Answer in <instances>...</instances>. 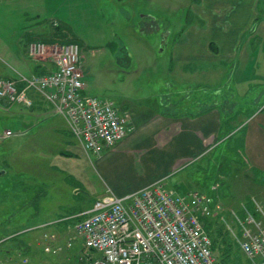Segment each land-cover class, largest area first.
Masks as SVG:
<instances>
[{
  "label": "rangeland",
  "instance_id": "1",
  "mask_svg": "<svg viewBox=\"0 0 264 264\" xmlns=\"http://www.w3.org/2000/svg\"><path fill=\"white\" fill-rule=\"evenodd\" d=\"M200 2V0L198 2L23 0L20 5L17 4L18 0L1 2L0 51L1 55L6 57L8 64L1 60L0 64H7V69L8 65L14 67L23 65L24 60L20 52L24 51L28 38L23 33H28L30 36L34 28L38 29L42 25L44 29L41 34L45 38L52 39L50 45L71 42L80 45L82 65L88 77L86 78L88 95L114 101L118 107L123 108L127 102L139 103L145 96H156L163 88L168 91L175 90L182 95L184 88L190 86L191 92L199 96L205 93L211 94L210 84L205 85L208 82L205 75L199 73L188 75L179 71V66L171 53L172 40L168 44L170 47L166 45L165 50L162 51V32L170 30L174 39L189 25L198 23L199 17L196 16L193 8ZM24 9L30 12L29 16H23ZM148 15L155 17V20L148 21L146 18ZM262 26L258 38L259 49L254 52V57L259 62L254 80L258 81H249L242 85L241 94L237 96L239 108L245 105L244 115L250 113V109L257 107V95L253 93L255 84L264 83V21ZM18 39H21L22 43L16 48ZM49 57L51 58L50 55ZM10 71L12 72V69ZM217 73L219 74L212 77L211 84L217 81L212 88L214 90L222 87L227 93L228 86L222 81L226 73L225 71ZM230 77L231 75L228 74V78ZM168 84L170 88L167 87ZM216 84L222 85L215 86ZM195 97L197 96H193ZM227 97L230 96H206V99L226 101ZM259 97L264 100V96ZM2 110H0V170L8 171L0 176V264H81L79 258L85 249L82 239L77 238L74 248L68 249L67 236L69 232L73 233V230L71 232L70 227L60 228L62 230L59 227H47L53 224L49 221L55 219L49 208L59 211L57 204L62 201L57 199L62 195H70L71 189L68 190V185L72 186L73 182H76L87 195L91 194L83 205L85 210L90 209L94 199L108 188L121 190L138 186V176L135 172L140 174L144 169L145 176H151L154 161H143L130 170V167L119 159L115 161L114 167L109 172L102 171L97 163V157L91 159L81 144L74 145L69 141L71 137L61 135V131L66 129L65 120L62 116L56 115L50 106L46 105L42 109L45 113L40 109L25 108L18 104L11 105L9 112H6L5 108ZM237 112L232 110V114ZM226 123L231 124L232 117L224 116L223 124ZM20 127L22 129L29 127L31 131L28 134L18 132ZM7 130L13 131L14 134L4 137ZM66 139L70 142V146L65 144ZM3 160L8 161L7 164ZM192 169L189 170V174L193 173L197 177L191 179L192 183L189 186H192V190L203 191L199 186L200 182L196 183L199 180L198 175L202 172L198 173L196 169ZM231 172L234 175L230 179L237 180L235 184L225 185L223 181L221 183L228 190L233 189L232 195L225 197L226 195H222L220 191L216 197L225 204L223 208L234 210L244 220L245 213L240 209V202H246V206L252 208L251 203L254 198L251 195L258 189L257 182H251L249 179L252 173H249L250 177L244 180L240 172H236L235 169ZM175 181H178V177H172L171 182L167 184L175 188ZM233 182L231 181L232 184ZM181 189L187 191L189 188L183 186ZM259 190L261 197L258 202L264 205V196H262L264 186ZM101 198L103 197L100 196L99 199ZM48 202L49 208L45 206ZM224 215L218 217H222L220 219L222 225L226 230L228 229L229 237L233 238L224 218L232 229L238 231L240 227L232 222L233 216L230 212ZM60 224L64 226V223ZM55 225L59 223L52 226ZM213 231L215 232L214 226ZM15 236L18 237L15 239ZM49 237L53 239L50 240ZM221 238L224 239V236ZM218 243L225 246V250L229 252L230 244L226 246L225 242ZM54 247L58 248L56 253H53ZM232 250L235 251V248L233 247ZM224 253L223 250L215 251L218 262ZM236 256L241 258V264H246L244 260L247 259L243 252L236 251Z\"/></svg>",
  "mask_w": 264,
  "mask_h": 264
},
{
  "label": "crops",
  "instance_id": "2",
  "mask_svg": "<svg viewBox=\"0 0 264 264\" xmlns=\"http://www.w3.org/2000/svg\"><path fill=\"white\" fill-rule=\"evenodd\" d=\"M5 1L0 0V3H5ZM200 1V4L194 5L193 8L196 16L199 17V22L189 25L174 39L170 30L162 32V51L172 40L171 47L169 45L168 47L171 48L172 57L178 64L179 71L182 74L188 73V75L198 73L205 75L208 78L205 85L210 84L211 90L209 91H212L211 94H200V96H203L202 98L197 93L191 92L190 86H187V89L184 88V94L182 95L175 90L168 91L163 88L161 94L145 96L142 102L139 103L127 102L123 108H120L122 111L128 112L133 119L134 132L129 134L116 147L105 149L100 156L88 154L81 146L91 159L97 157V163L102 171L109 172L114 167L115 161L119 159L130 167V170L143 161H154L153 174L145 176L144 169L143 173L135 172V175L138 176V186L121 190L108 188L100 196H123L158 181H164L168 188L178 193L186 194L198 191L214 197V205H216V208L218 207L214 218H218V215L224 217V214L228 212L232 215L234 210L223 208L225 204L218 201L216 196L220 191H222V195H226L225 197L232 195L233 189L228 190L225 185L231 184L232 179L230 178H233V175L230 171L235 169L236 172L241 173L243 179L247 176L250 177L249 173H252L250 180L254 183L257 182L256 188L258 189L255 192L251 190L253 193L251 196L254 198L252 200L259 201L258 199L261 197L259 189L264 186V100L259 96H264V83L259 84L260 82H258L255 84L256 88L253 93L257 95H255L256 101L258 100L256 102L257 107L250 109V113L247 115H244L245 105H243V108H239L237 96L241 94L242 85L249 81H258L254 80L259 63L254 57V52L259 49L260 41L258 38L261 34V28L263 29L264 0ZM21 2L23 0H18L17 4L20 5ZM33 12L37 13V11ZM22 13L23 16L30 15L27 9H24ZM146 18L148 21L155 20L152 15H148ZM43 29L44 27L40 25L38 29H33L30 36L28 33H23L25 37H28L26 38L27 43L24 46V51H19L24 60L23 65L17 67L8 65L9 68L7 69L6 57L1 55L0 51V60L7 63L0 64V78L17 77L18 74L28 77L43 75L55 68L51 58L33 57L30 54V46L35 42H42L46 45V43L52 41V39L42 36L41 31ZM21 43L22 40L18 39L16 43L18 45L15 47L18 48ZM47 46H52V44L49 43ZM10 69H12V72ZM224 71L226 74L223 75L224 80L222 81L224 85L228 86L227 93L224 92L222 87L213 90L212 86L217 81L211 84L213 75H218L217 72ZM228 74L231 75L232 79H230L231 77L228 78ZM86 78L88 77L86 76ZM218 85L222 84H216L215 86ZM167 87L170 88V84ZM193 96L197 97L193 98ZM206 96L230 97H227L226 101L224 99L214 101L212 98L206 99ZM31 98L34 101V106L31 109H40L45 113L42 109L49 105L34 94ZM0 105L1 111L5 108L6 112H9L10 107L5 106L3 102H0ZM232 110L238 111L239 115H236L237 113L232 114ZM224 116L232 117V123L229 125L226 123V127L223 124ZM235 116L237 118H234ZM65 127V131L60 130L61 135L71 137L69 141L74 145L75 143L77 145L81 144L70 133L67 124ZM30 131L29 127L24 129L20 127L18 132H27L28 134ZM228 137L234 138V141H241L239 151L235 154V157L233 156L234 158L231 159L230 163H226L227 169L219 175V181H213L210 174L215 166H219L223 162L222 160L219 161V157L223 155L221 151L226 149ZM65 141V144L71 145L67 139ZM3 162L7 164L8 161L3 160ZM229 167L230 169H228ZM191 168L196 169L198 173L202 172L201 175H198L199 180L196 183L200 182L199 186L202 187L203 191L200 189L192 190V186H189L192 183L191 179L197 177L193 173L189 174ZM1 171L3 172L1 175H4L8 170L2 169ZM182 174L184 175L181 177ZM172 177H178V181H180H175V188H171L167 184V182H171ZM222 181L225 185L221 183ZM183 186H188L189 189L181 191ZM214 187H217V189L212 191ZM69 189H71L70 195H62L57 199L62 201L57 204L59 211L51 210L48 206L49 202L45 203V206L52 213V217L55 218L49 222L59 223L55 226H52V224L51 227H59V229L73 227L80 220L76 217L77 214L86 211L83 205L91 194L87 195L76 182H73L72 186L68 185ZM100 196L94 199L93 205ZM262 196H264V192ZM240 205V209L243 211L246 202H240ZM232 222L238 224L233 217ZM60 223H64V226ZM226 223L229 225L227 220ZM231 230L233 238H230V235L226 236L229 237L228 241H236L237 248L234 247L235 251H232L233 255L228 260L231 264H241V258L239 259L236 256V251L238 253L242 252L237 240V237L242 236L241 227L238 228V231L235 228H231ZM244 257L246 258L245 255ZM244 261L246 264H252V261L248 259ZM254 262L260 263L261 259H256Z\"/></svg>",
  "mask_w": 264,
  "mask_h": 264
},
{
  "label": "built area",
  "instance_id": "3",
  "mask_svg": "<svg viewBox=\"0 0 264 264\" xmlns=\"http://www.w3.org/2000/svg\"><path fill=\"white\" fill-rule=\"evenodd\" d=\"M30 54L50 55L55 68L43 75L0 78V102L32 108V94L39 96L65 119L70 133L94 156L116 147L135 131L129 113L114 101L86 94L78 43L32 44ZM254 202L260 219L247 210L244 220L233 213L242 233L237 240L252 264H264V206ZM216 211L212 196L198 191L181 194L158 181L127 195L104 196L77 214L80 220L66 246L74 248L76 239H82L81 264H220L203 222ZM57 250L54 247L53 253ZM256 259L261 262L255 263Z\"/></svg>",
  "mask_w": 264,
  "mask_h": 264
},
{
  "label": "trees",
  "instance_id": "4",
  "mask_svg": "<svg viewBox=\"0 0 264 264\" xmlns=\"http://www.w3.org/2000/svg\"><path fill=\"white\" fill-rule=\"evenodd\" d=\"M192 1L198 2L199 0H192ZM233 139L234 138H232V137L228 138L227 144H226V149H223L221 151V154L223 153V155H222V157L221 156L219 157V161L222 160L223 162L221 164H219V166H215L213 169V172L210 174L213 181H219L218 180L219 175L222 174L225 171V169H227L226 168L227 164L230 163L231 159L234 158L235 154L239 151L241 141L240 142L234 141ZM228 169H230V167ZM232 175H234V174H232ZM248 178L249 177L247 176L244 178V180H246ZM249 179H251V178H249ZM232 181H234V182H233V184L231 183L230 185H234L235 181H237V180L233 179ZM251 205H252V208L249 209L247 207V209L251 213H253L256 218L260 219L261 216L255 211V206L253 204V201H252ZM210 219H213V220H210ZM220 219H221L220 217H218V218H204L203 222L205 223V227H206V229H207V231H208V233L212 239L214 252L218 251V250H221V251L223 250L225 252L223 254V256H221L219 262L221 264H227L229 262L228 259L231 258V256L233 255V253H232L233 247L237 248V246L235 245L236 241H233V242L228 241L229 237L226 236V235H228V229L226 230V228L222 225V222H221L222 220H220ZM213 226L215 227V232L213 231ZM229 230L231 232V228H229ZM222 236H225L224 239L221 238ZM17 237L18 236H15V239ZM218 242H225L226 246L228 244H230V245H228V246H231L229 248V252H227V250H225V246L223 247L222 244H220ZM230 253H232V254L230 255Z\"/></svg>",
  "mask_w": 264,
  "mask_h": 264
},
{
  "label": "bare ground",
  "instance_id": "5",
  "mask_svg": "<svg viewBox=\"0 0 264 264\" xmlns=\"http://www.w3.org/2000/svg\"><path fill=\"white\" fill-rule=\"evenodd\" d=\"M34 44H37V45L40 44V45H41V44H43V43H42V42H35ZM96 202H97V201H96ZM96 202H95V203H96ZM94 205H95V204H94ZM94 205H93V206H94Z\"/></svg>",
  "mask_w": 264,
  "mask_h": 264
},
{
  "label": "water",
  "instance_id": "6",
  "mask_svg": "<svg viewBox=\"0 0 264 264\" xmlns=\"http://www.w3.org/2000/svg\"><path fill=\"white\" fill-rule=\"evenodd\" d=\"M3 174V172H0V175Z\"/></svg>",
  "mask_w": 264,
  "mask_h": 264
}]
</instances>
